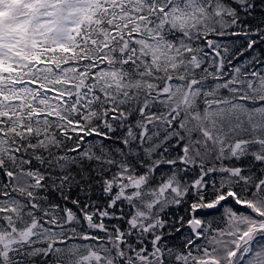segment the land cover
<instances>
[{
    "label": "snow or ice",
    "instance_id": "obj_1",
    "mask_svg": "<svg viewBox=\"0 0 264 264\" xmlns=\"http://www.w3.org/2000/svg\"><path fill=\"white\" fill-rule=\"evenodd\" d=\"M0 264H264V0H0Z\"/></svg>",
    "mask_w": 264,
    "mask_h": 264
}]
</instances>
